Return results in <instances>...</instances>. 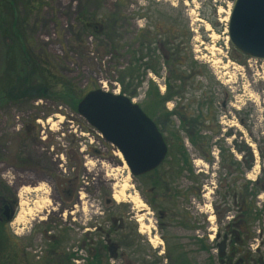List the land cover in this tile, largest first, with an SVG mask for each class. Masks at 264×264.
I'll use <instances>...</instances> for the list:
<instances>
[{"label":"rangeland","instance_id":"obj_1","mask_svg":"<svg viewBox=\"0 0 264 264\" xmlns=\"http://www.w3.org/2000/svg\"><path fill=\"white\" fill-rule=\"evenodd\" d=\"M233 1L44 0L42 24L45 25V30L40 38L46 43L49 54L54 56L60 74L82 95L97 88L120 93L121 86L116 79V69L122 68L131 59L136 45L135 38L141 35V30L146 27L152 30L156 24L166 27L174 24L177 29V42L184 46V52L191 55L196 64L186 92L181 98H173L165 103L164 107L157 102L154 90L156 88L160 95L165 91L167 69L160 61L158 73L147 70L143 82L134 89L135 94L130 96L152 120L161 122L159 129L168 145L162 165L140 176H133L123 156L120 159L115 155L117 150L114 146L96 135L85 119L69 105L45 99L36 100L26 106L1 102L0 126L5 118L10 120L18 116L21 120H26V123L33 120L36 129L25 136L28 139L35 137L36 143L29 149L34 150L37 155L47 154L52 165L51 169L41 170L46 173L48 183L40 182L36 186L40 189L36 192L30 191L32 187H24L19 191L20 219H16L15 225L19 222L20 234L11 232L13 238L22 242L26 252L35 261H42L46 255L47 241L43 231L47 226L53 236L64 229L68 230L70 238L66 248L77 258L71 262L82 264L87 253L81 248V232L77 225L72 227L71 223L64 224L63 218H78L79 215L91 222L92 217L103 227L104 222L98 217H102L104 212L121 215L125 219L129 217L125 230L135 238L131 246L112 252L113 256L108 258V264H170L166 258L169 254L168 245L174 243L182 245L190 260L203 262L208 254L197 249L192 239L194 237L203 238L206 243L212 244L209 253L213 257L217 256L215 243L220 242L223 228L237 209L225 195L228 180L226 171L219 165L217 141L224 148L230 149L236 161H241L243 153L232 149L234 142L239 145L246 144L252 152L253 164L245 173L238 172L240 179L236 184L240 181L244 184L252 182L260 177L259 183L264 185V61L250 58L230 44L226 30L228 19L225 21V17L229 15ZM116 2H121L124 14L123 20L118 23L119 30L123 32L120 43L124 47L113 55L105 51L96 37L80 32L78 19L83 16L89 20L93 15L99 18L113 12L116 10ZM220 9L223 11H219ZM183 66L187 68L186 65ZM189 73L190 70L187 71ZM202 96L208 97L203 100ZM209 98L212 104L207 108L202 105V108L207 120L212 122H206L200 132L210 139L212 162L202 159L198 149L189 142L183 130L180 129L179 132L181 143L176 140L177 136H173L172 132L175 133V129L179 128L176 115L170 119L164 117L163 113V117L161 116L163 110L169 112L174 107L188 106L187 111L193 112L197 109L198 102L208 101ZM40 119L42 123H38ZM74 129L77 134L80 131L83 133L76 137L73 135ZM9 132L0 134V160L11 162L13 154L19 155L21 141L13 138L9 142ZM226 134L230 136L227 137ZM175 144L184 146L190 167H185L184 172L174 178L169 187L156 191V188H151V180L165 173L168 177L171 170L176 169L173 158ZM257 145L262 153L258 152ZM170 147H173V152H169ZM80 148L84 150L80 151ZM93 149H97L98 153ZM61 153L62 160L59 159ZM224 154L227 155V152ZM83 156L87 157L83 159ZM81 161H87L86 165L83 166ZM74 171H78L77 187L85 185V181L90 182L83 190L85 197L82 198V209L76 207L73 209L78 210L72 215H62L61 210L56 209L59 208L58 195L61 194L55 192V189L61 183V175ZM33 173L32 166L28 174ZM234 174L236 172L233 176ZM14 175L11 171L6 173L10 180ZM73 181L70 175L69 181H65L67 187L73 185ZM124 184L126 187L120 195ZM25 188L29 189L25 191ZM115 195L119 198H115ZM135 195L145 204V210L131 201V197ZM105 196L111 198V203L107 206L104 205ZM17 199L19 200L18 197ZM254 206L261 211V219L249 224V238L240 234L237 239H245V252L253 259L260 256L264 263V191H259L256 195ZM145 212L148 214L145 215ZM141 214L145 216L142 221H138ZM40 217L43 219H39ZM76 249L77 252L74 251Z\"/></svg>","mask_w":264,"mask_h":264},{"label":"trees","instance_id":"obj_2","mask_svg":"<svg viewBox=\"0 0 264 264\" xmlns=\"http://www.w3.org/2000/svg\"><path fill=\"white\" fill-rule=\"evenodd\" d=\"M120 5L121 2H116L115 11L108 12L99 18L93 15L89 20L84 19L83 16H80V20L78 19L80 32L96 37L105 51L113 55L119 53L124 47L120 43L123 32L118 26L124 16ZM43 8L44 0H0V104L11 102L16 106H26L36 100L45 99L61 105H69L72 110L76 111L77 103L83 95L77 92L76 87L60 74L54 56L49 54L46 43L40 38L45 30V25L42 24ZM156 25L152 30L149 27L142 29L141 35L136 36L134 53L131 59L127 60L126 65L116 69V79L121 86L120 93L132 97L135 94L134 89L143 82L147 70L158 73L161 63L164 64L167 69L166 90L160 95L154 88L157 102L164 107L166 101L181 98L186 92L189 86L188 81L194 75L193 69L196 62L191 55L184 52V46L182 47L180 42H177V29L174 28V24L168 27ZM183 65L187 68H183ZM188 70L191 73L187 74ZM131 86L133 91L130 92ZM206 97L208 96H202L203 100ZM203 100L197 103V109L193 112L187 111L188 106L175 107L169 112L163 110L161 116L163 117L164 114V117L170 119L171 116L176 115L179 128L175 129V133L172 131L173 136H177L176 140L181 143L179 132L180 129L183 130L189 142L198 149L202 159L212 162L210 139L200 132L206 122L209 124L212 122L207 120L202 108V105H206V108L211 105L212 100L210 98L208 101ZM154 122L158 128L161 127L159 120L156 119ZM175 145L173 158L176 169L171 170L168 177L165 173L151 180V188H156V191L169 187L170 182L184 172L185 167L188 169L190 167L184 146ZM216 145L219 150V165L226 171L228 180L225 195L237 208L235 215L223 228L224 237L220 242L215 243L218 254L213 257L209 253L212 244L206 243L203 238L194 237L192 239L197 249L208 254L203 262L190 260L179 243L168 245L169 254L166 258L170 264H264L260 256L253 259L245 252V239L241 241L236 239L240 234L249 238V224L261 219V211L254 206L256 195L259 191H264V185L261 186L259 183L260 177H256L252 182L244 184L240 181L236 184L240 179L237 176L238 172L245 173L252 166L254 159L252 152L246 144L239 145L234 142L232 149L243 153L241 161H236L229 148H224L218 141ZM256 147L258 152L262 153L258 145ZM169 152H173V147H170ZM225 152L227 155L224 154ZM240 166L242 169H239ZM190 171H192L191 168ZM250 183L251 187H249ZM225 195L223 194L224 199ZM149 203L151 205V202ZM241 223H244L245 230H242ZM64 237L61 232L54 236L47 242L46 255L42 261H35L26 252L24 245L20 249L23 256L18 257L19 249L13 236L0 234V264H72L74 254L66 251ZM110 255L104 250L94 252L86 259L85 264H108L107 260Z\"/></svg>","mask_w":264,"mask_h":264},{"label":"water","instance_id":"obj_3","mask_svg":"<svg viewBox=\"0 0 264 264\" xmlns=\"http://www.w3.org/2000/svg\"><path fill=\"white\" fill-rule=\"evenodd\" d=\"M226 25L235 50L264 61V0H234ZM76 109L120 151L133 176L151 172L163 163L168 145L155 122L131 98L97 88L87 91Z\"/></svg>","mask_w":264,"mask_h":264},{"label":"flooded vegetation","instance_id":"obj_4","mask_svg":"<svg viewBox=\"0 0 264 264\" xmlns=\"http://www.w3.org/2000/svg\"><path fill=\"white\" fill-rule=\"evenodd\" d=\"M213 5L216 6V4ZM163 54L165 55V52H163ZM164 87L166 90L165 85ZM160 88H162V86H160ZM169 101H166L165 103ZM8 119L9 118H5L2 121V124L0 126V134L1 133L3 134L6 131H10L9 133H7L9 142L13 138L21 141L20 142L21 147L19 148V155L13 154V159L11 162L4 159L0 160V234H6L12 236L11 232H13L16 235L20 234V232L18 231L19 222L15 225V221L17 219L19 213L18 210H20V203H21L19 191L24 187H32V189H35L36 186L40 184V182L48 183V180L46 179L47 177L46 173L41 170L51 169L50 166L52 165L50 163L49 156L47 154L37 155V153L34 150L32 151L31 149H29L30 147H32L33 144L36 143L35 137L34 138L31 137L33 139L31 138L28 139V136H25L26 134H29L28 132L36 129V127L33 124V120L26 123L25 122L26 120H21L18 116L10 118V120ZM40 122L42 123V119L38 120V123ZM46 122H48V120H46ZM79 143H82V140H79ZM83 150H84L83 148H80V151ZM93 150L94 152L98 153L97 149H93ZM5 153L7 154V151H5ZM62 157L63 154L61 153L59 159L62 160ZM86 157L87 156H83V159ZM86 162L87 161H81L83 166L86 165ZM61 165L62 164H60V166ZM32 166L34 167V173L32 175H29L28 171ZM72 168L74 169V167ZM8 171L15 173V175L12 176L13 177L12 180L7 179L6 173ZM77 174L78 171H74L73 173L66 172L65 175H61L62 177L60 180L61 183L58 184V189L57 188L55 189V192L57 191L58 194L62 195V198L61 195H58L59 208H56L57 210L58 209L61 210L62 215H64L65 213H69V215H72L74 211L78 210V209L75 210L73 209L76 207H80L82 209V204L84 203L82 198L85 197V193L83 192V190L86 189L85 185H89L90 181H85L84 182L85 185H79L77 187L78 184ZM70 175L73 177L74 181H73V185L67 187V183L65 181L66 180L69 181ZM86 179L88 178L86 177ZM17 197L19 198V200L17 199ZM110 203H111V198L109 196H105L104 205L107 206ZM105 213L106 212L101 214L103 215L102 217H98L101 218V220H103L104 222L103 227H101L100 222H97V220L93 219L92 217H90V220L91 219L93 220L91 222L87 221L86 218L82 219V217L79 215L78 218L76 216L69 217L68 219L63 218L64 224L71 223L72 227L77 225V229L81 232V241H80L81 248L85 249L87 253L86 257L82 259L83 260L82 264H85L86 259L94 252L104 250L109 252L111 254L110 256H113L112 252L118 251L123 247L131 246L132 243L134 242L133 239L135 238H132V234L125 230L126 220L129 219V217H126L125 219V217L121 215L115 216L114 213H107V214ZM39 219H43V218L40 217ZM240 225H243L242 230H245L244 223H241ZM43 233H44L45 241L47 242L54 237L53 235L50 234V230L47 228V226L44 228ZM48 233L49 236H47ZM61 233L65 236L64 245L66 251L69 252V248H66V244L70 238L68 234V230L64 229L61 231ZM217 237L216 240L218 239ZM223 237H224V232L221 236V239ZM16 243H17V248L19 249L18 257H21L23 256V253L20 252V249L22 247V242L20 243L19 240H16ZM74 251L77 252L78 250L76 249ZM247 254L244 255V258H246ZM75 259L77 258H75L74 255L72 261L74 262Z\"/></svg>","mask_w":264,"mask_h":264},{"label":"bare ground","instance_id":"obj_5","mask_svg":"<svg viewBox=\"0 0 264 264\" xmlns=\"http://www.w3.org/2000/svg\"><path fill=\"white\" fill-rule=\"evenodd\" d=\"M219 11H223V9H220ZM228 19V16H226L225 17V21ZM214 35V34H213ZM212 49V48H211ZM115 155H117L120 159H123L122 158V154L120 153V151H116L115 152ZM125 187H126V184H124L122 187H121V190H120V192H119V194L120 195H122V193H123V190L125 189ZM26 189H29V188H25V191H27ZM38 189H40V188H35V189H32V190H30L31 192H36ZM29 191V190H28ZM115 198H119V196H117V195H115L114 196ZM46 201H48L47 199H46ZM131 201L135 204V206H137V207H140V209H143V210H145L146 208H145V204L135 195V196H132L131 197ZM145 215H147L148 214V212H145L144 213ZM144 215V216H145ZM144 216H143V214H141V215H139V217L137 218V220L138 221H142V219L144 218ZM17 219H20L19 218V215L17 216ZM145 219L147 220V221H149V219L147 218V217H145Z\"/></svg>","mask_w":264,"mask_h":264},{"label":"built area","instance_id":"obj_6","mask_svg":"<svg viewBox=\"0 0 264 264\" xmlns=\"http://www.w3.org/2000/svg\"><path fill=\"white\" fill-rule=\"evenodd\" d=\"M72 131H73V135H75L77 137H78V135L83 133V132L80 131L79 134H77V130L76 129H74ZM93 131L95 132L96 135H98L101 138L100 134L97 131H95V130H93Z\"/></svg>","mask_w":264,"mask_h":264}]
</instances>
